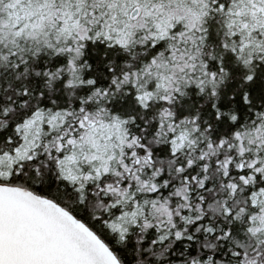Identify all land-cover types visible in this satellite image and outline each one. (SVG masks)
Returning a JSON list of instances; mask_svg holds the SVG:
<instances>
[{"label":"snow or ice","instance_id":"6c2138e0","mask_svg":"<svg viewBox=\"0 0 264 264\" xmlns=\"http://www.w3.org/2000/svg\"><path fill=\"white\" fill-rule=\"evenodd\" d=\"M0 264H264V0H0Z\"/></svg>","mask_w":264,"mask_h":264}]
</instances>
